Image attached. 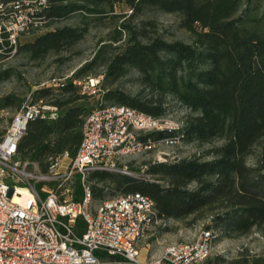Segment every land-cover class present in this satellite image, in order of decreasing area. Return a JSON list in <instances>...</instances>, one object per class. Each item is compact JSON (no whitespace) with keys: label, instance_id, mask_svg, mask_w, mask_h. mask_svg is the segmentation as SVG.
<instances>
[{"label":"trees","instance_id":"obj_1","mask_svg":"<svg viewBox=\"0 0 264 264\" xmlns=\"http://www.w3.org/2000/svg\"><path fill=\"white\" fill-rule=\"evenodd\" d=\"M117 6L127 7L128 13L116 14ZM156 12L175 15L191 43L165 40L158 23L145 18ZM44 15L46 29L74 15L82 24L53 29L20 44L16 55L28 62L78 44L87 33L88 19L110 15L120 22L71 77L32 93L33 103L48 99L44 103L56 107L58 117L28 123L17 145L19 161L34 163L45 173L56 156H72L85 118L98 107H126L152 118L182 112L178 130L151 132L141 140L208 145L207 159L148 162L143 175L131 164L126 166L128 174L92 172L86 178L92 201L107 200L106 191L116 196L137 193L152 201L161 222L209 217L212 224L205 230L211 233V247L222 238L264 231V0H47ZM101 67L96 87L105 105L92 109L85 105L88 96L81 86L97 78ZM130 72L138 76L140 90L135 95L113 87ZM12 75L11 69L0 70V83ZM14 105L11 97L0 100V109ZM69 187L73 201L79 202L80 178ZM74 229L83 233L81 219ZM202 264H264V251H244L230 262L207 257Z\"/></svg>","mask_w":264,"mask_h":264},{"label":"built area","instance_id":"obj_2","mask_svg":"<svg viewBox=\"0 0 264 264\" xmlns=\"http://www.w3.org/2000/svg\"><path fill=\"white\" fill-rule=\"evenodd\" d=\"M47 0H0V68L18 51L21 38L45 30ZM90 79L81 91L95 88ZM56 107L38 101L23 104L0 131V264H198L211 249V233L203 230L190 243L166 245L160 256L143 260L142 240L161 223L150 199L137 193L107 199L91 208L86 178L95 171L128 174L121 161L155 146L141 137L178 130L180 124L152 118L120 106L98 107L85 118L82 138L71 156L51 160L42 173L34 163L16 158L17 145L33 119L54 121ZM80 178L82 197L73 201L70 184ZM20 191H26L25 202ZM81 219L84 231L74 223Z\"/></svg>","mask_w":264,"mask_h":264},{"label":"rangeland","instance_id":"obj_3","mask_svg":"<svg viewBox=\"0 0 264 264\" xmlns=\"http://www.w3.org/2000/svg\"><path fill=\"white\" fill-rule=\"evenodd\" d=\"M114 12L116 14L128 13V9L125 6H117L114 8ZM145 18L154 19L158 23L160 34L163 35L165 40H180L185 43H191L189 35L178 28V18L175 15L156 12L148 13ZM86 22L88 30L83 40L68 51L59 54H50L44 60L35 62H28L24 56L15 55L11 60L1 66L0 70L11 69L13 75L8 80L0 83V100L5 97H11L15 100L16 105L0 109V131L8 126L10 120L23 104L29 102L33 103L34 98L32 93L35 90L43 88V86L63 82L66 78L71 77L82 65L89 62L101 45V41L106 42L111 30H113L120 21L118 18H113L109 15L107 17H99L96 20L88 19ZM78 24H82L80 17L74 15L64 21L53 23L49 28L43 30L39 34L21 38L20 44L30 41L35 36L47 31ZM103 71L104 67L97 69V74L99 76L95 79L101 81ZM137 78L138 76L136 73L130 72L126 77L117 81L113 87H117L126 93L135 95L140 90ZM83 94L88 96L85 105L89 108L93 109L99 104L105 105V103L102 102V91L99 88H91L90 90H86ZM19 100H21V103L17 106ZM47 100L48 99H42V102L44 103ZM168 120L180 124L182 112L171 115ZM220 144L221 142L214 143V145ZM208 148V145L163 144L155 146L137 156L125 158L121 161L120 167L126 168L128 164H131L132 168L141 169L140 175H143L142 170L144 169L143 165L145 163L174 162L193 157L207 159L204 154ZM126 172L128 173L127 168ZM114 197H116V195L113 191H106V198L110 199ZM97 205V201L91 202L92 209ZM211 224L209 217L196 221L193 220V217H189L182 221L166 220L161 222L159 224L160 227H156L148 237L142 240L139 246L141 257L143 260H147L150 257L156 258L160 256L163 248L168 244L190 243L196 240L200 232L205 230L207 226H211ZM244 251H247L250 255H257L264 251V231L259 232L254 230L250 234L242 237L219 239L212 244L208 257L211 260H215L220 256L227 262H230ZM202 263L203 260L198 264Z\"/></svg>","mask_w":264,"mask_h":264},{"label":"bare ground","instance_id":"obj_4","mask_svg":"<svg viewBox=\"0 0 264 264\" xmlns=\"http://www.w3.org/2000/svg\"><path fill=\"white\" fill-rule=\"evenodd\" d=\"M20 193L22 194V198H14V200L16 201V202H25L26 200H27V198H28V194H27V192L26 191H20Z\"/></svg>","mask_w":264,"mask_h":264}]
</instances>
